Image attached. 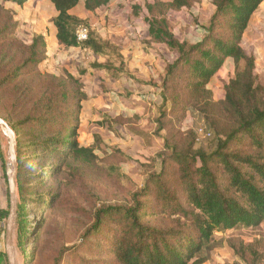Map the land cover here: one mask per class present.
<instances>
[{"label": "trees", "instance_id": "obj_1", "mask_svg": "<svg viewBox=\"0 0 264 264\" xmlns=\"http://www.w3.org/2000/svg\"><path fill=\"white\" fill-rule=\"evenodd\" d=\"M27 1L0 0L17 6ZM47 1L54 10L49 24L60 47L89 52L102 60L90 64L93 70L114 82L127 80L152 88L157 100L152 108V138L161 142V149L141 166V183L134 187L129 202L122 206L100 207L80 242H87L108 220L115 229L109 248L117 264H202L215 232L260 227L264 223V90L254 74V57L245 53L241 42L251 17L264 0H210L213 12L206 24L198 29L202 33L198 42L176 38L169 22L171 13L190 10L195 0L145 3L143 21L148 39L143 41L144 44L147 47L163 46L175 55L171 62H165L163 76L157 83L136 78L129 69V59L121 54L116 43L101 35L88 19L70 13L80 1L85 11L95 12L105 7L109 0ZM2 11L0 7V13ZM80 27L87 29V40L82 43H78L75 37ZM10 44L15 54L20 53L22 57L15 68L0 65V91L14 85L17 78L28 74L46 59L42 34H34L27 47L16 44V41ZM226 59L234 62V78L226 83L224 98L214 102L207 86ZM182 74L185 99L181 109L188 107L198 112L217 138L216 148L209 154L194 149L198 140L196 131L186 132L180 139L169 138L164 133L166 117L169 112H177L179 107L178 97L170 95L172 82ZM35 75L40 76L37 72ZM56 82L58 98H53L47 116L40 113L29 115L18 125L1 118L15 135L19 133L17 127L32 124L36 127L34 135H30L33 141L38 134L50 136V143H42V146L43 151H51V156L63 150L67 151L66 156L91 152L82 149L77 142V108L84 98H81L78 79ZM203 128L211 135L209 129ZM16 141L18 147L20 140L17 137ZM31 142L29 146L33 145ZM16 153L20 169L21 152L17 150ZM116 153L120 155V162L128 160L126 153L120 150ZM106 172L117 181L130 182L116 162L109 164ZM18 177L17 173L16 183ZM171 178H176L173 185H170ZM148 195L158 208L155 215L169 211V216H177L176 224L170 229L159 230L142 221L144 200ZM6 217L7 211L0 210V222ZM177 226L180 228H174ZM25 230L27 216L18 222V232ZM62 253L55 258L54 264L59 263ZM252 253L254 257L259 256V262L262 256L258 252L254 254L256 251ZM236 254L246 262L245 250ZM5 260L6 255L0 252V264Z\"/></svg>", "mask_w": 264, "mask_h": 264}, {"label": "rangeland", "instance_id": "obj_2", "mask_svg": "<svg viewBox=\"0 0 264 264\" xmlns=\"http://www.w3.org/2000/svg\"><path fill=\"white\" fill-rule=\"evenodd\" d=\"M118 1V9L122 15L116 22L124 25L121 33L126 40L138 43L145 55L144 45L139 44L142 43L144 34H140L142 27L137 24H142L143 21L135 17L144 18L145 3L152 0ZM195 2L191 8L192 13L190 10H183L169 15L171 28L178 39L194 38L195 30L201 29V25H205L211 16L212 8L208 0ZM0 7L4 11L0 13V38L3 39H0V65L15 68L21 61L22 55L15 54V50L11 49L12 41L27 47L34 34H42L46 44L45 61L37 68H32L28 74L17 78L14 85L0 91V117L12 125H18L29 115L40 113L47 116L53 98H58L56 81L78 79L81 98L85 99H82L80 108H77V142L82 149L91 151L66 156L67 151L63 150L51 156V151H43L42 146V143H50V136L38 134V138L33 141L30 135L36 127L32 124L17 127L19 133L15 136L20 140V145L16 151L21 152V168L17 172L19 177L13 205L11 207L8 194L4 205L7 217L0 222V252L6 255L5 234L12 209V247L16 264H54L61 252L58 264H117L109 248L115 233L110 221L106 220L87 242H80V238L93 223L94 215L100 207L122 206L129 202L134 187L141 183V166L161 149V142L152 138V108L157 101L153 89L127 80H108L103 73L90 66L94 61L101 62V59L79 48L56 46L52 42L49 24L54 10L47 0H30L20 6L1 3ZM96 17L93 25L96 24L103 34L118 41L117 36L112 34L116 32L117 26L113 20H108L109 15ZM252 17L243 35L241 47L247 55L254 57V74L257 83L264 90V4H260ZM158 51L154 50L152 53L156 63L144 56L141 60L142 69L138 71L135 68L134 72L142 76L148 73L149 79L157 81L163 73L160 58L164 54ZM36 72L40 76L36 77ZM230 78H234V62L231 73L217 74L208 84L207 89L211 91L214 102L224 98V87ZM183 82V74L172 82L170 95L178 97L179 107L174 114L169 112L165 119L164 133L169 138L180 139L186 132L195 133L202 126L209 129L198 112L191 111L188 107L181 109L185 99L181 87ZM209 131L211 137L198 138L194 149L209 154L216 148L217 138L210 129ZM0 141L5 163L6 141L1 133ZM30 142L33 145L29 146ZM36 142L38 143L34 145ZM116 150L126 153L128 160L120 162V155ZM115 162L120 171L129 177L130 182L117 181L107 174L106 167ZM174 181L176 178H171L170 185ZM151 199L148 195L144 200L142 221L159 230L170 229L176 224L177 216H169V211L163 215H155L158 208ZM25 216L27 230L19 233V219L24 221ZM76 247L78 249L74 252ZM243 250L247 256L246 262L240 258V254H236ZM253 251L262 256L259 262V256L254 257ZM204 257L206 260L202 264H264V223L256 229L215 232ZM4 264H8L7 255Z\"/></svg>", "mask_w": 264, "mask_h": 264}, {"label": "crops", "instance_id": "obj_3", "mask_svg": "<svg viewBox=\"0 0 264 264\" xmlns=\"http://www.w3.org/2000/svg\"><path fill=\"white\" fill-rule=\"evenodd\" d=\"M30 1V0H28ZM149 1V0H148ZM154 1V0H152ZM160 1H163V2H170L171 0H160ZM210 2V0H208ZM119 1L118 0H109V3L105 6V7H102L101 9L95 11V12H87L85 11L84 7H83V2L80 1V3L78 4V6L73 9L70 13L81 18V19H88L90 22H91V25L96 27L97 30L99 31V33L103 36H107L108 38H110L114 43H116L120 49H121V54L128 58L129 59V69L130 71L132 72V74L142 80V81H151L154 82V83H157L160 79V77L163 76V73H164V66H165V62H171L173 59H174V54L169 52L165 47L163 46H160V45H151V47H147L143 41H146L148 39V33H147V26L146 24H144V21H143V16L142 18L141 17H135L137 20L139 21H143V25L140 24V23H137L140 28L142 27V31H140V34L143 35L144 34V37L142 40V43H139L141 46L144 45V50H145V55L142 54L141 50H140V46H138V43L136 42H133V41H130V40H126V37H124L121 33V30L123 29L124 25H120V22L116 20L119 19V16H121L122 14L119 12L120 10L118 8H120V5L117 4ZM139 2V0L137 1ZM150 2V1H149ZM149 2H146V3H149ZM264 4V2L262 3ZM261 4V5H262ZM195 5V4H194ZM211 6V14L213 12V7L212 5ZM194 7V6H193ZM183 11V10H182ZM106 12V13H105ZM181 12V11H180ZM190 12L192 13V9H190ZM102 14H108L109 17H108V20H113L114 22V25H116V29L115 31L116 32H111L113 35L117 36L118 38V41H114L109 35L107 34H103L101 32V30L99 29V27L94 24L93 25V20H96L97 19V15H102ZM54 15V14H53ZM82 16H84V18H82ZM253 18V17H252ZM122 26V28H121ZM173 31V34L174 36L176 37L175 35V31ZM110 32V31H109ZM123 32V31H122ZM51 33H52V42L60 47L57 42H56V39H55V36H54V31L52 30L51 28ZM245 34V33H244ZM177 38V37H176ZM202 38V33L199 32L198 29L195 30V37L194 38H189V37H182L180 40H188L190 42H198L200 39ZM156 46H160V47H156ZM80 49V48H79ZM81 50V49H80ZM154 50H159L158 52H163L164 54H162V57L160 58L161 59V62H162V71L163 73L161 74V76L159 77V79L157 81L153 80V79H149L148 76H150L148 73L146 76H142L140 75L139 73L137 74L135 71V68L140 71L142 69V59L143 58H148V60L152 59L153 60V56H152V53L154 52ZM84 51V50H82ZM88 54H90L89 52L87 51H84ZM150 52V53H149ZM138 53V55H137ZM148 53V54H147ZM161 54V53H160ZM91 55V54H90ZM145 56V57H144ZM136 58V59H135ZM137 58L139 59V61H137ZM150 58V59H149ZM102 62V61H101ZM153 62L156 63V60ZM100 63V62H99ZM232 64H233V60L232 59H226V61L224 62L222 68L218 71V76L219 75H227V73H231L232 71ZM133 67V69H131ZM216 74V75H217ZM108 79V78H107ZM110 80V79H108ZM112 81V80H111ZM147 89H152V88H149L147 87ZM154 91V90H153ZM2 143L0 141V210H4V205L6 203V200H7V194H8V190H6V177H5V172H4V163H3V159L1 157H4L3 156V147H2ZM9 196V195H8ZM7 255V254H6ZM8 259V258H7ZM4 264V263H3Z\"/></svg>", "mask_w": 264, "mask_h": 264}, {"label": "water", "instance_id": "obj_4", "mask_svg": "<svg viewBox=\"0 0 264 264\" xmlns=\"http://www.w3.org/2000/svg\"><path fill=\"white\" fill-rule=\"evenodd\" d=\"M0 133L6 141V153H5V163L4 172L7 183V190L9 199L11 202V207L13 205V199L16 194V177L18 171L17 163V141L14 131L8 125V123L0 117ZM14 211L11 209L10 216L7 224L5 240H6V254L8 258V264H16L13 256L12 247V216Z\"/></svg>", "mask_w": 264, "mask_h": 264}, {"label": "built area", "instance_id": "obj_5", "mask_svg": "<svg viewBox=\"0 0 264 264\" xmlns=\"http://www.w3.org/2000/svg\"><path fill=\"white\" fill-rule=\"evenodd\" d=\"M75 37L78 43H82L87 40V29L84 27H80L76 30ZM196 135L198 138L207 139L210 138L211 135L208 131H206L203 127H198L196 129Z\"/></svg>", "mask_w": 264, "mask_h": 264}]
</instances>
